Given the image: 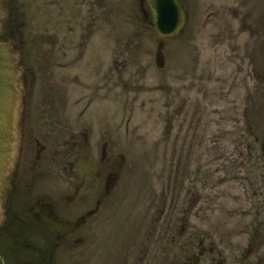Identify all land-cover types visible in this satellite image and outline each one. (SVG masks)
<instances>
[{"label":"rangeland","instance_id":"obj_1","mask_svg":"<svg viewBox=\"0 0 264 264\" xmlns=\"http://www.w3.org/2000/svg\"><path fill=\"white\" fill-rule=\"evenodd\" d=\"M67 4L59 21L53 11L50 22L33 18L28 22L30 33L21 31L11 37L17 66L23 72L18 126L28 134L30 127L49 123L88 125L95 138L94 161L101 151L96 139L105 136L110 142L109 156L123 165L121 175L131 190L129 195L141 199L144 214L153 189L159 191L158 179L166 174L172 125L178 148L175 162L184 143H189L191 173L206 175L212 184L205 187L207 194L214 191L221 197L214 212L195 214L193 221L205 222L206 231L225 246L256 237L254 229L264 221V186L246 195L242 183L232 176L236 169L242 180L251 173L243 147L246 95L237 92L230 60L221 68L213 39L202 38L203 22L191 19L177 38L165 42V66L158 69L160 39L147 4L141 5L140 0H74V7ZM213 25L208 32L214 33ZM3 26L9 27L6 21ZM43 31L54 35L55 43L40 39ZM51 46L65 48L48 54ZM46 94L52 95L48 101ZM46 109L57 110L55 117H47ZM254 174L249 176L251 181L257 179ZM34 232L17 226L0 230L5 243L2 250L17 264H44L40 248L53 254L52 264H105L101 246L94 257L87 245L76 247L73 258L53 242H39ZM26 236L31 237L30 249L21 241Z\"/></svg>","mask_w":264,"mask_h":264},{"label":"flooded vegetation","instance_id":"obj_2","mask_svg":"<svg viewBox=\"0 0 264 264\" xmlns=\"http://www.w3.org/2000/svg\"><path fill=\"white\" fill-rule=\"evenodd\" d=\"M24 1L6 0L5 21L9 27L3 28L2 40L12 43L11 37L21 31L30 33L28 22L33 18L50 22L53 11L59 21L65 16L67 2L74 7V0ZM178 2L186 17L185 26L191 19L203 22L202 38L213 39L221 68L225 60H230L237 92L244 91L246 95L242 117L246 118L247 137L243 147L250 174L255 177L256 172L258 176L251 181L249 174L242 180L237 169L232 176L248 195L264 186V0ZM140 3L147 4L146 0ZM212 24L214 33L207 31ZM43 34L38 37L55 43L54 35L48 31ZM64 48L51 46L47 53ZM51 96L46 94L45 100ZM63 98L67 100V94ZM50 110L46 109L47 117H55L57 110ZM67 123L30 127L28 134L20 128L17 158L1 207L0 230L10 226L33 230L39 242H53L73 258L76 247L87 245L94 257L101 246L105 264H264V237H260L264 221L257 224L256 237L247 243L237 241L226 246L206 231L205 222L193 221L195 214L214 212L221 197L214 191L207 194L205 187L212 184L206 175L191 173L189 143H184L175 162L178 148L172 125L166 174L158 177L159 191L153 189L143 214L141 199L129 195L131 190L121 175L123 165L109 156L110 142L106 137L96 139L101 151H96L99 156L94 161L95 138L89 126ZM37 128L45 134L40 135ZM52 129H57L56 133L52 134ZM1 240L0 254L6 264H17L2 250L5 243ZM30 240L29 236L21 240L27 249L32 246ZM37 250L42 263H53V254H45L43 248Z\"/></svg>","mask_w":264,"mask_h":264},{"label":"water","instance_id":"obj_3","mask_svg":"<svg viewBox=\"0 0 264 264\" xmlns=\"http://www.w3.org/2000/svg\"><path fill=\"white\" fill-rule=\"evenodd\" d=\"M152 15V27L160 39L157 46L156 65L165 66V41L179 36L186 24L184 11L178 0H146ZM6 0H0V222L7 180L14 167L19 149L18 126L19 99L22 70L17 66L18 56L12 43L1 39L6 15ZM55 226V225H54ZM0 262L6 264L0 254Z\"/></svg>","mask_w":264,"mask_h":264}]
</instances>
